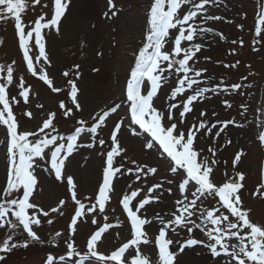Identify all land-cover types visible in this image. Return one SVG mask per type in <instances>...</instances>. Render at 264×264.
Here are the masks:
<instances>
[{"label":"snow or ice","instance_id":"1","mask_svg":"<svg viewBox=\"0 0 264 264\" xmlns=\"http://www.w3.org/2000/svg\"><path fill=\"white\" fill-rule=\"evenodd\" d=\"M33 7L40 3V0H31ZM109 10L114 9L113 0H107ZM70 0H51L49 12H42L34 22L26 24L22 17L28 8L27 0H0V21L9 19L14 21L15 35L18 39V46L23 54V61L26 70L33 77H38L53 93H60L63 89L54 86L49 78L45 65L50 64L44 40L45 29H55L59 32L62 18L66 15ZM190 5L189 9L179 15L183 6ZM217 0H152L146 13L145 35L142 46L133 53L134 62L130 68L126 80L124 95L126 96L127 115L130 117V124L138 126L150 139L144 147L152 149L155 146L168 158L169 171L176 174V177L166 182L175 185L180 198L174 201V210L168 217L156 216L159 222L158 232L155 234L154 243L158 250L155 259H149L140 253V245L150 243L147 238L146 226L153 223L143 215L142 210L146 206L158 202L160 197L156 195L161 190V183H154L147 188V195L139 198L142 194L141 188H135L130 193H117L115 179L118 176L133 175L137 181L143 177L155 175L156 167L136 166L135 160L130 164L135 167L125 168L121 161L117 165V158L122 156L126 150L121 146L119 134L124 126V120L115 122L110 131L108 148L103 153L102 179L98 190L93 197L78 198L77 185L70 174H66V160L79 148H94L98 143L100 146L106 144L105 139H98L100 130L106 126L107 120L116 114L122 107L121 103H114L102 112L90 115L89 119L78 118L75 121L74 130L69 134H61L55 126L57 113L50 111L42 123L31 131H20L17 118L13 112L12 104H18L19 98L25 104L30 100L31 86H26L24 77H19L17 87L18 96L9 97V86L15 83L14 65L12 61L5 68L0 64V126L6 128V178L0 184V229H11V232L0 241V253L11 252L17 247H28L30 242L43 243L37 231L34 230L42 224V217L47 218L49 225L53 224L52 214L61 217L66 201L60 199L55 207L49 206L47 210L32 202L34 190L38 184L36 168L43 162V171L54 173L56 180L63 181L66 177L67 191L73 202V211L69 214L67 224V237L64 239L66 245L65 254L56 256L48 253L44 264H87L95 260L99 264H125V253L132 247L136 249V255L127 260V264H178V256L187 249L195 246H204L217 264L223 259L225 264H264V224L253 222L250 219V210L243 206L240 195L243 189L245 176L236 172L235 176H229L225 172L226 179L222 183L213 181L212 175L217 160L202 156V151L195 147L198 134L205 129L211 133L217 126L220 131L216 132L219 137L221 132L233 120L216 121L208 126L203 119L207 114L200 112L201 119L198 124L187 125L186 115L193 111V104L201 99H206V93L219 94L220 92L237 91L243 87L241 83L226 85L221 78L220 83L212 84L211 87H199L204 81L201 79L207 69H195L190 65L196 54L201 51L202 44L194 43L197 36L204 37L209 33L218 35L221 40L225 39L222 32H214L210 27L203 26L204 21L219 20L221 17L209 13L208 6H216ZM45 8L49 5L45 4ZM115 16L116 12L111 11ZM108 17V13H105ZM200 18L199 24L195 23ZM262 25H264V6L257 15L255 37L264 39L262 36ZM238 27H242L239 26ZM170 30H178L174 39L170 36ZM187 42V46H183ZM260 39H254L253 43H260ZM171 43V50H165ZM233 44L237 41L233 40ZM240 46L244 44L239 41ZM34 49L38 54L34 55ZM256 50L255 48L253 49ZM233 54L235 50H232ZM100 53H98L99 55ZM205 59H210L206 57ZM43 61V63H42ZM219 63V62H218ZM239 64H225V67L235 68ZM75 67H79L78 65ZM6 70V75H4ZM98 71V69H93ZM173 74L176 75V86L171 89L169 103L166 109H159L154 106V98ZM68 76V72L63 73ZM79 78V72H77ZM247 77H242L246 80ZM67 96L71 101L69 107L65 101L59 102V109L65 119L72 117L76 112H82L79 102V88L74 80H68ZM145 85L146 91H145ZM194 86L195 87L194 89ZM192 94L186 96L181 102L176 101L179 96L186 92ZM225 107L231 108L228 100L222 102ZM42 107V105H38ZM246 109L245 105H241ZM75 109V111H74ZM179 111V119L176 117V110ZM264 117V108L259 109ZM244 113L242 112L241 115ZM32 118V112L24 113ZM215 115V113H213ZM257 126L258 141L264 145V118H259ZM242 126V125H236ZM133 134H135L133 132ZM90 135V142L87 144L79 141L83 136ZM230 143V141L228 142ZM208 151L215 157V151L210 147ZM241 158V152H237L233 160L235 168ZM182 170V171H181ZM264 176V170H262ZM131 188L132 186L129 185ZM261 191L255 195H264V184L260 185ZM172 194V187L167 190ZM117 195L118 204L126 214L130 224L131 239L120 245L110 254L105 255L98 251V242L102 235L114 225L108 223L107 204L112 196ZM208 198L215 201V206L207 205ZM138 200V202H137ZM91 215V222L96 225V230L91 232L86 241L85 249L81 250L75 243L74 235L78 230L79 223ZM103 217L101 224L99 217ZM119 226V222L117 225ZM18 230L26 236L16 241L14 238ZM203 235V239L195 235V231ZM183 231L185 238L176 241L170 238V233ZM63 236L61 231L54 233L53 243ZM176 245L177 251L171 250ZM0 255V261L4 260Z\"/></svg>","mask_w":264,"mask_h":264},{"label":"rangeland","instance_id":"2","mask_svg":"<svg viewBox=\"0 0 264 264\" xmlns=\"http://www.w3.org/2000/svg\"><path fill=\"white\" fill-rule=\"evenodd\" d=\"M151 2L152 0H113L115 7L111 11H115L116 15L112 16L107 0H70L66 15L60 23L59 32L55 29L44 30L46 52L50 61V64L45 65L46 72L53 80L54 86L63 89L60 93H53L38 77H33L27 72L15 35L14 21L11 19L0 21V64L5 65L6 68L12 61L16 62L13 66L15 83L8 89L10 98L18 96L19 77L23 76L26 86H31L28 104H25L22 98H19L18 104H12L20 131L35 130L46 118V113L55 111L57 113L55 126L61 134H69L76 126V119L82 117L87 120L91 114L102 112L114 103H121L122 107L107 120L106 126L99 132L98 139H105L106 144L100 146L97 143L91 149L87 147L77 149L66 160V174L73 176L77 185L78 198L82 201L86 196L94 198L102 179L103 153L110 144V131L115 122L123 119L124 126L119 139L126 151L117 158V165L122 161L125 168L135 167L130 164V161L135 160L136 166L156 167L158 171L155 175L143 177L141 181H137L134 174L118 176L114 181L116 192L130 193L138 187L142 189L139 198H143L147 195V188L152 184L163 185V188L155 193L160 197L159 201L147 205L145 210H142L143 215L153 220V223L146 226L150 243H142L139 251L149 259H155L158 250L155 247L154 237L159 227V222L155 218L156 216L168 217L174 210V201L180 198V195L175 185H169L166 182L176 177V174L169 171L168 158L158 146L150 150L146 149L144 145L150 138L138 126L130 124V117L126 114L127 103L124 95L126 80L134 62L133 53L142 46L146 13ZM27 3L28 8L22 17L26 24L34 22L42 12H49L51 7V0H40L35 7L31 0H27ZM45 4L49 7L45 8ZM262 6H264V0H217L216 6H208L209 13L221 19L204 21L203 26L210 27L217 33L222 32L225 39L221 40L218 35L209 33L204 37L197 36L194 40V43H201L202 48L195 59L190 61V65L195 69H207L204 77L201 78L204 82L198 86L211 87L212 84L220 83L222 78L226 85L241 83L243 87L227 93H206L207 98L194 102L193 111L186 115V126L198 124L201 111L206 112L207 115L203 119L209 127L216 121H235V124L225 128L219 137L216 136V132L220 131L219 126L210 134L207 133V129L200 132L195 141V147L202 151L203 157L217 160L218 163L212 175L213 181L222 183L226 179L225 172L229 176H235L236 172L244 174L245 179L242 182L244 187L240 192L243 206L250 210V219L259 224H264V195L254 193L261 191L260 185L264 184V176H262L264 145L258 141L260 129L256 123L259 118H264L259 111L264 108V39L255 37V27L257 15ZM189 7L190 5L183 6L179 15L182 16ZM105 13H108V17H105ZM200 22V18L195 21L197 24ZM261 27L264 29V25ZM177 31L170 30L171 38L174 39ZM254 39H260L261 42L254 44ZM233 40L237 43L233 44ZM240 40L244 41L242 47ZM183 46H187V42ZM165 50H171V43ZM35 54H38L37 49H34ZM206 57L210 59H205ZM236 61H239V64L235 68L224 66ZM77 65L78 68L75 67ZM94 68L98 71L94 72ZM64 72H68V76H64ZM77 72L80 74L79 78H77ZM242 77L247 79L242 80ZM176 79V75L173 74L165 82L157 97L154 98L155 107L167 108L171 89L176 86ZM68 80H74L79 88L78 97L83 111L76 112L74 116L65 119L62 110L59 109V102L63 100L69 107H74L67 96ZM146 87L147 85H145V91ZM195 87L197 86H194V89ZM189 94L192 92H186L172 102L179 103ZM224 100L231 103V108L225 107L222 103ZM241 105H245L246 109H242ZM180 110H176L177 120ZM26 111L32 112V118L24 115ZM242 112L243 115H241ZM79 142L87 144L90 142V135L83 136ZM210 147L215 151V157L208 151ZM237 152H241V158L234 168L233 160ZM43 166V162H40V166L36 168L38 184L31 198L32 202L47 210L49 206L55 207L60 199H64L66 201L63 209L65 215L61 217L52 214L49 218L53 219L54 223L51 225L46 222L47 218L42 217V224L34 230L44 242H30L26 248L17 247L11 252L0 253L5 257L0 264H44L48 253L59 256L66 252L64 239L67 237V224L70 219L69 214L73 211V202L67 191L66 177L63 181H58L54 173L43 171ZM5 178L6 128L0 126V184L4 183ZM129 185L132 187L130 188ZM169 187L173 189L171 195L166 191ZM206 204L215 206V201L208 198ZM105 214L109 218L108 223L113 224L114 227L102 235L101 241L98 242V251L108 255L131 239V229L126 214L118 204L117 195L112 196ZM91 219L89 215L87 219L80 222L74 235L75 243L81 250L85 249L87 238L97 227L92 224ZM99 219L102 224L103 217ZM117 222L119 226H115ZM56 231H61L63 236L55 240L54 246L53 238ZM10 232L11 229H0V241ZM195 235L198 238H204L199 230L195 231ZM25 236L22 230H18L14 239L20 241ZM169 236L176 241H182L185 233L183 231L179 235L170 233ZM171 250L177 251L175 244L171 246ZM135 255V247L130 248L125 253V264ZM87 264H99V262L93 259ZM178 264H217V262L204 246L198 245L180 254ZM220 264H225V261L221 259Z\"/></svg>","mask_w":264,"mask_h":264}]
</instances>
